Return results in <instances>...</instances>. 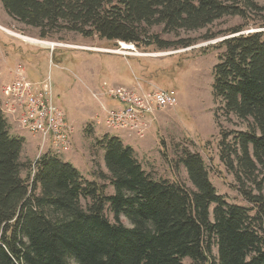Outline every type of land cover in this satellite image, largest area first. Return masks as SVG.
<instances>
[{
	"label": "trees",
	"instance_id": "16d2710c",
	"mask_svg": "<svg viewBox=\"0 0 264 264\" xmlns=\"http://www.w3.org/2000/svg\"><path fill=\"white\" fill-rule=\"evenodd\" d=\"M1 1L43 39L69 31L159 49L174 43L154 32L157 26L178 36L264 10L254 0L242 6L236 0ZM244 27L231 28L218 45L213 95L223 116L252 121L249 130L221 132L220 140L225 165L239 180V171L254 178L259 194L241 189L251 207L219 194L199 152L179 155L187 187L154 177L135 149L111 133L93 145L103 151V183L55 154L24 161L25 140L11 133L0 107V264H264V30L242 33Z\"/></svg>",
	"mask_w": 264,
	"mask_h": 264
},
{
	"label": "rangeland",
	"instance_id": "374dc122",
	"mask_svg": "<svg viewBox=\"0 0 264 264\" xmlns=\"http://www.w3.org/2000/svg\"><path fill=\"white\" fill-rule=\"evenodd\" d=\"M254 1L264 7V0ZM236 2L243 5L242 0ZM248 14V19L226 16L206 29L181 30L178 36L165 34L162 27L157 26L153 31L160 33L163 39L173 41L174 46L159 49L156 45H134L130 50L122 48L117 41L102 39L98 35L85 37L69 31L52 38H40L37 28L9 16L0 0V78L5 69H12L18 63L30 71L28 75L33 71L29 66L38 67L42 86H51L55 103L74 127L70 152L62 158H70L68 155L75 151L78 156L75 164L81 173L100 183L104 181L98 173L108 171L102 150L93 148L94 141L105 133H118L109 131L106 117L109 110L123 106L120 100L111 96L110 90L124 85L146 93L159 89L175 93L178 104L157 109L148 123L144 122V136L131 133L136 134V152L143 167L156 178L178 180L191 187L185 167L178 162L179 155L185 149L199 152L219 194L231 203L251 207L241 189L259 194L254 178L248 179L239 171V180L237 174L225 165L221 159L220 140L221 132L230 134L249 130L252 121L241 120L234 114L223 116L219 108L221 102L213 95V68L222 51L218 45L231 36L229 30L239 25L245 26L244 33L264 30L261 27L264 10H249ZM208 35L214 37L205 38ZM188 39L194 40V44L189 47L179 44ZM12 73L14 77V69ZM11 80L1 81V90L3 84ZM87 126L90 131L94 130L93 134L85 131ZM76 132L80 135L83 152L74 148ZM33 135L38 138L37 159L46 148L43 149L42 138ZM23 160H27L25 156ZM107 193H113L111 186H108ZM122 219L130 225L127 219ZM184 263L190 264V260L184 259Z\"/></svg>",
	"mask_w": 264,
	"mask_h": 264
},
{
	"label": "built area",
	"instance_id": "2783aa9c",
	"mask_svg": "<svg viewBox=\"0 0 264 264\" xmlns=\"http://www.w3.org/2000/svg\"><path fill=\"white\" fill-rule=\"evenodd\" d=\"M14 71L13 79L2 86L0 107L3 114L9 123L39 135L43 149L46 148L44 153L64 156L70 152L74 127L55 103L51 86L44 87L43 82L31 81L21 63L14 67ZM110 94L123 104L107 113L106 127L110 132L126 131L144 136L146 115L178 104L177 95L165 89L146 93L120 85L110 90Z\"/></svg>",
	"mask_w": 264,
	"mask_h": 264
},
{
	"label": "crops",
	"instance_id": "0c3cea01",
	"mask_svg": "<svg viewBox=\"0 0 264 264\" xmlns=\"http://www.w3.org/2000/svg\"><path fill=\"white\" fill-rule=\"evenodd\" d=\"M130 50H132V49H130ZM29 67L33 70L32 73H31V75L30 74L28 75V71L29 70L26 69L27 70V76H30L31 77L30 80H32L34 82H43L39 78L40 75L38 74V71H39L38 70V67H36L34 65H31ZM13 69L14 68H12V69H5V71L2 72V77L0 78V86H1V81L5 80L4 82H6V81L11 80L13 78V73H12ZM1 97H2V94H1V87H0V99H1ZM100 101L104 104V101H102V99H100ZM153 115L154 114H148V115H146L145 121L148 123V121L152 118ZM10 126H11V129L10 130H11V133L13 135L19 136V137H23L24 140H25L24 147H23V151H22V156H25L26 159L35 160L36 157H37V155H38V153H37L38 138L36 136H34L32 133L18 128L17 124H15V123H10ZM111 134H115V135L120 136L126 144L131 145L135 149V151H136V146H135V142H136L135 139H137L135 137L136 134L135 135L134 134H129L126 131H120L118 133H111ZM79 137H80L79 133L76 132L75 135H74V148L77 150V152H83L84 150L82 149V146L79 144L80 143L79 142ZM68 156L70 158H67V159L64 158V160L65 161H69V162L73 163L75 166H77L75 164V161L77 160V157L78 156L75 154V151L72 154L68 155Z\"/></svg>",
	"mask_w": 264,
	"mask_h": 264
},
{
	"label": "bare ground",
	"instance_id": "6f19581e",
	"mask_svg": "<svg viewBox=\"0 0 264 264\" xmlns=\"http://www.w3.org/2000/svg\"><path fill=\"white\" fill-rule=\"evenodd\" d=\"M46 43H48V42H46ZM49 43L52 45H55V43H51V42H49ZM120 43H121L122 48H127V49H133L134 48L133 43H127V42H122V41Z\"/></svg>",
	"mask_w": 264,
	"mask_h": 264
},
{
	"label": "water",
	"instance_id": "95a60500",
	"mask_svg": "<svg viewBox=\"0 0 264 264\" xmlns=\"http://www.w3.org/2000/svg\"><path fill=\"white\" fill-rule=\"evenodd\" d=\"M254 31H260V30H254ZM242 33H244V32H242ZM227 38V37H226ZM119 43L121 42V41H118ZM121 44V43H120Z\"/></svg>",
	"mask_w": 264,
	"mask_h": 264
}]
</instances>
